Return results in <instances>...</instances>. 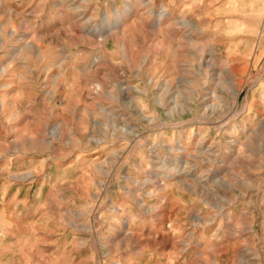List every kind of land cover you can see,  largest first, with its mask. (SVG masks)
<instances>
[{"label":"rangeland","instance_id":"obj_1","mask_svg":"<svg viewBox=\"0 0 264 264\" xmlns=\"http://www.w3.org/2000/svg\"><path fill=\"white\" fill-rule=\"evenodd\" d=\"M263 19L0 0V264H264Z\"/></svg>","mask_w":264,"mask_h":264},{"label":"bare ground","instance_id":"obj_2","mask_svg":"<svg viewBox=\"0 0 264 264\" xmlns=\"http://www.w3.org/2000/svg\"><path fill=\"white\" fill-rule=\"evenodd\" d=\"M127 11H131V8L130 7H128V9H127ZM161 16H163L162 14H161ZM120 21V20H119ZM124 90V89H123ZM55 133L57 134V130L55 129ZM177 146H178V150H180L181 152H183V151H185V147H184V145L181 143V141H178V144H177ZM156 153V152H155ZM30 174V173H29ZM32 175V174H31Z\"/></svg>","mask_w":264,"mask_h":264},{"label":"built area","instance_id":"obj_3","mask_svg":"<svg viewBox=\"0 0 264 264\" xmlns=\"http://www.w3.org/2000/svg\"><path fill=\"white\" fill-rule=\"evenodd\" d=\"M261 32H262V34L264 35V19H263V24H262Z\"/></svg>","mask_w":264,"mask_h":264}]
</instances>
